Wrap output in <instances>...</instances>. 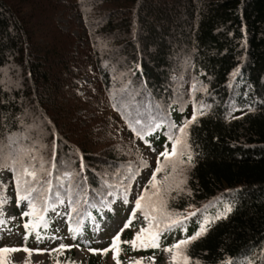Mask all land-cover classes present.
I'll list each match as a JSON object with an SVG mask.
<instances>
[{
	"label": "trees",
	"instance_id": "1",
	"mask_svg": "<svg viewBox=\"0 0 264 264\" xmlns=\"http://www.w3.org/2000/svg\"><path fill=\"white\" fill-rule=\"evenodd\" d=\"M98 1L117 6L118 10L109 14L110 20L106 14L97 24L102 36L114 35L124 42L119 51L129 47L127 57L132 61L134 80L142 88L153 92L159 89L171 102L172 94L162 90L170 87L174 59L182 58L190 61L193 76L207 87L208 98L193 105L195 120L185 127L188 149L183 158L191 172L188 193L176 200L181 212L198 208L194 216L201 211V216L188 224L186 240L199 232L200 222L206 220L205 231L182 247L187 250L189 264H264V0ZM90 4V0H84L82 6ZM41 5L39 0H0V140L23 132L27 104L32 103L38 106L34 109L43 117L41 120L50 123L60 147L57 98L65 76L77 68L70 65L71 54L65 53L49 27L45 30L42 26L40 20H48L51 10L46 7L35 15L34 10ZM134 38H138L136 42ZM38 39L41 41L35 43ZM112 67L107 73L99 69L106 91L111 86L110 77L116 76ZM7 70L20 75L19 89L2 86V74ZM177 112L172 113L180 122ZM165 128L158 124L146 132L142 136L144 144L159 150L169 148L171 140ZM79 151L71 152L77 158L82 156L84 163L86 154ZM163 159L161 155L159 166ZM27 174L35 175L30 170ZM10 177L15 178L12 169ZM89 186L83 197L88 200L87 206L91 204L87 230L92 217H99L103 210L104 205L98 203L106 199L103 184L93 178ZM14 197L19 199L17 194ZM74 197H79V191ZM16 211L20 218L16 226L28 242L44 243L54 233L55 225L48 219L39 222L20 209ZM67 235L71 254L77 248H88L82 234L71 226ZM128 236L126 239H130ZM121 247L127 254H159L152 248L134 251L129 243Z\"/></svg>",
	"mask_w": 264,
	"mask_h": 264
},
{
	"label": "rangeland",
	"instance_id": "2",
	"mask_svg": "<svg viewBox=\"0 0 264 264\" xmlns=\"http://www.w3.org/2000/svg\"><path fill=\"white\" fill-rule=\"evenodd\" d=\"M39 1L42 5L34 10L35 15L41 14L46 7L47 11L51 10L48 20H40L42 26L45 30L48 26L52 37L55 35L63 44L65 53L71 54L70 65H75L77 71L65 76L62 92L57 98L60 113L57 121L63 146L57 147L50 123L41 120L42 116L34 109L38 106L32 103L27 104L24 133L0 140V249H20L7 253L0 251V264H117L115 251L103 254V250L111 249L118 233L121 243L126 241V235L130 236L127 240L130 242L141 229H149L150 224L152 232L160 233L159 255L145 257L120 250V264H135L136 261L141 264H189L183 245L179 256H176V250L166 251L186 240L184 235L190 229L188 224L201 216V211L193 216L198 208L189 207L181 212L176 207V200L188 193L191 166L183 158L188 149L187 128L181 133L180 129L184 127L181 122L177 123L172 112L179 111L185 115L184 121L189 122L193 104L199 105L201 99L208 98L207 87L193 76L190 61L182 58L172 60L170 87L162 90L169 96L172 94L171 102L159 89L153 92L142 88L134 80L132 61L127 57L129 47H122L119 51L124 42L116 40L114 35L102 36L97 24L101 17L118 10L117 6L101 4L98 0H90L87 8L82 6L84 0ZM129 30L133 33L135 29ZM39 41L41 39L35 43ZM111 66L116 76L110 77L111 86L108 85L109 89L105 86L106 91L99 69L107 73ZM19 77L12 70L4 71L1 84L8 90L19 89ZM47 117L51 114L47 113ZM159 123L165 124V133L171 140L169 148L161 150L145 146L142 141V136ZM176 139L181 140L175 146L176 155L161 160L159 166L161 153L171 152ZM79 150L86 154L84 163H81L82 156L76 157ZM11 169L14 179L10 177ZM28 170L35 175L29 176ZM93 178L106 188V199L98 203L106 210L99 219H92L90 234L83 233L91 250L77 249L73 255L69 252L68 224L78 232L83 231L91 208L83 197L90 187L89 180ZM100 189L104 187L100 186ZM78 191L79 197H74ZM14 194L19 196V207L24 214L28 213L26 216H36L44 222L48 216L51 224H56L46 243H27L20 230L15 228L20 218ZM141 196L144 200L141 209L137 210L136 201ZM145 205L154 210H148ZM145 214L150 217L146 219ZM156 215L158 221L154 219ZM174 219L181 223L169 227ZM129 221L130 225L125 227ZM205 221L200 222L202 227ZM184 225L188 226L182 227ZM177 227L182 228L178 229L179 233H174ZM61 247L63 250L58 254L55 250ZM25 248L31 255L23 250ZM92 250H97L96 254Z\"/></svg>",
	"mask_w": 264,
	"mask_h": 264
},
{
	"label": "snow or ice",
	"instance_id": "3",
	"mask_svg": "<svg viewBox=\"0 0 264 264\" xmlns=\"http://www.w3.org/2000/svg\"><path fill=\"white\" fill-rule=\"evenodd\" d=\"M193 120H195V116H193ZM185 127H187V125H185ZM180 131H181V133H184V128H181ZM180 143H181V140L180 139H176L174 141V147H173L172 151L171 152H168V151L163 152V153H161V155L165 159H170L172 156L176 155V147L175 146H178ZM28 174L29 175H33L32 173H28ZM152 179H153V181H155V176H153ZM152 186L155 187L156 186L155 183H153ZM146 194L147 193L145 192V195ZM21 199H27V197H21ZM143 200H144V196H141L136 201V209L137 210L141 209V207H142L141 201H143ZM229 211H230V209H229ZM25 215H28V213H25ZM132 215H133V218H134L135 217V213H133ZM145 218L146 219L148 218L147 215H146ZM41 219H43V217H41ZM180 223H181V221L179 219L171 220V224L169 225V227L175 226V225L180 224ZM129 225H130V221H129L128 224L125 225V227H128ZM25 227L26 228L35 227V225H25ZM204 231H205V229L202 227L200 229V231L197 232L193 237L189 238L188 240H184V241H181L180 243L175 244L172 248L166 249V251L173 252L174 250H176V256H179L180 255L179 250L181 249L182 245H186V244L190 243L191 240L196 239ZM146 232L148 233L147 236L144 235ZM159 235H160L159 232H152L151 231V224H150L149 225V229H141V232L139 234H137V236L134 238L133 241H130V242L125 241L124 243H130L134 249L137 248V247H140V248H147V247L158 248L159 247ZM120 244H121L120 233H118L113 239V243H112L111 249L103 250V254H107V252L109 250H114L115 251V257L114 258L117 259V264H120L119 259H118L119 251H120ZM62 247L56 249L55 251H57V252L62 251ZM19 250L20 249H8V248L0 249V251H2L4 253L10 252V251H12V252L19 251ZM23 250L26 251V252H29V255H31V252L28 249L25 248ZM92 251L95 253L97 250H92ZM174 259H175V257H174ZM135 264H141V262L140 261H136Z\"/></svg>",
	"mask_w": 264,
	"mask_h": 264
}]
</instances>
